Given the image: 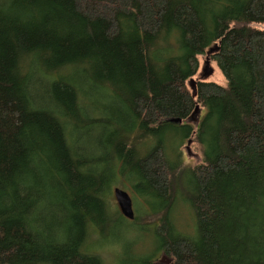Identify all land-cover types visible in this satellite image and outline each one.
Listing matches in <instances>:
<instances>
[{
	"label": "trees",
	"instance_id": "1",
	"mask_svg": "<svg viewBox=\"0 0 264 264\" xmlns=\"http://www.w3.org/2000/svg\"><path fill=\"white\" fill-rule=\"evenodd\" d=\"M213 45L225 85L196 81L191 98ZM195 104L197 128L162 122ZM162 133L181 135L174 159ZM116 177L150 200L173 264H264V0H0V264H103L87 239L123 218L105 198ZM177 191L189 233L167 218Z\"/></svg>",
	"mask_w": 264,
	"mask_h": 264
},
{
	"label": "rangeland",
	"instance_id": "2",
	"mask_svg": "<svg viewBox=\"0 0 264 264\" xmlns=\"http://www.w3.org/2000/svg\"><path fill=\"white\" fill-rule=\"evenodd\" d=\"M198 69L193 78L197 77L200 66L204 60V55L199 56L198 58ZM210 66L212 68V73L204 79L205 82H213L218 85H225V80L220 74L218 68L213 62H210ZM35 94L38 96H43V93L40 89L35 91ZM91 103L99 104L98 96H93L90 99ZM111 106L116 107L115 102H112ZM84 132H79L78 135L82 137L81 145L77 147L80 149L83 154L89 152L88 147L86 148V142L89 139H85ZM192 134H190L189 138H192ZM180 136L177 134L176 136L167 135L165 133L161 134L160 141L163 142L169 154H171V158L174 159L172 155V149L177 145V142L180 141ZM96 138H99V142L102 143L104 140V134L99 136V133L95 135ZM152 141V142H151ZM187 138L183 140V142L177 148V153L180 158V162L182 165L193 167L201 163L200 152L198 150V146L193 141H190L189 150L191 155H186L184 147L186 145ZM153 144V139L148 141L146 144L147 147ZM143 148V147H141ZM95 152V151H93ZM104 147L101 146V152L99 151V155L104 154ZM113 188H119L128 193L131 198L132 210L134 215V220L129 221L124 218L115 217L112 222L109 224H105L103 227V234L99 235V230L97 228H93L91 231V235L87 239V246L91 249L96 255H98L103 264H133L132 258L128 255L138 254L141 256H148L150 262H156L160 258L161 250H156L157 241L152 237V229H150L146 225L147 222L152 220L148 217L145 212H149V207L146 205L150 200L145 198L144 203H142V199H134L132 190L128 189L126 186H122L120 180H117V177L113 179L111 186H109L107 195L105 196L107 200V208L110 216L119 214L116 203L112 196ZM178 192V191H177ZM182 192H178L176 199L174 201V205L170 212L167 215L169 224L176 232H191L194 228V218L193 213L190 210L187 203L182 200ZM144 205V206H143ZM145 209V211H144ZM128 254V255H127Z\"/></svg>",
	"mask_w": 264,
	"mask_h": 264
},
{
	"label": "water",
	"instance_id": "3",
	"mask_svg": "<svg viewBox=\"0 0 264 264\" xmlns=\"http://www.w3.org/2000/svg\"><path fill=\"white\" fill-rule=\"evenodd\" d=\"M216 50H217V45H213L212 47H209L206 50L204 54V60L200 66L197 77L189 78L187 80L186 85L187 88L190 90L191 98H194L196 95V81H204V79L207 78L212 73V68L210 66L211 60L209 58V55L215 52ZM200 112H201L200 107L197 104H195L194 107L192 108V111L186 118L184 119L167 118L162 120V122L164 124H173V125L186 124V125H191L193 128H197L200 119ZM189 145H190V140H187L184 150L186 152V155L188 156L191 155V152L189 150ZM112 195L120 215L126 220H133L134 215L132 210V203L128 193L122 189L113 188ZM157 262L159 264H168L171 262V260L165 256H160Z\"/></svg>",
	"mask_w": 264,
	"mask_h": 264
},
{
	"label": "flooded vegetation",
	"instance_id": "4",
	"mask_svg": "<svg viewBox=\"0 0 264 264\" xmlns=\"http://www.w3.org/2000/svg\"><path fill=\"white\" fill-rule=\"evenodd\" d=\"M160 254H161L160 256H165V257H167V258H169L171 260V262L168 263V264H173V260L169 256H167L163 251H161ZM153 264H159V263L156 260V262H153Z\"/></svg>",
	"mask_w": 264,
	"mask_h": 264
}]
</instances>
